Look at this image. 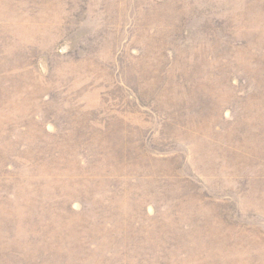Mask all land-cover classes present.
<instances>
[{
  "label": "rangeland",
  "instance_id": "rangeland-1",
  "mask_svg": "<svg viewBox=\"0 0 264 264\" xmlns=\"http://www.w3.org/2000/svg\"><path fill=\"white\" fill-rule=\"evenodd\" d=\"M0 264H264V0H0Z\"/></svg>",
  "mask_w": 264,
  "mask_h": 264
}]
</instances>
